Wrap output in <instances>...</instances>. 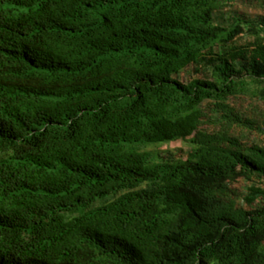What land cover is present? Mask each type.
<instances>
[{
  "label": "trees",
  "instance_id": "obj_1",
  "mask_svg": "<svg viewBox=\"0 0 264 264\" xmlns=\"http://www.w3.org/2000/svg\"><path fill=\"white\" fill-rule=\"evenodd\" d=\"M225 2L0 0V264H264V143L231 132L262 129L229 104L264 105V20Z\"/></svg>",
  "mask_w": 264,
  "mask_h": 264
},
{
  "label": "rangeland",
  "instance_id": "obj_2",
  "mask_svg": "<svg viewBox=\"0 0 264 264\" xmlns=\"http://www.w3.org/2000/svg\"><path fill=\"white\" fill-rule=\"evenodd\" d=\"M245 19V20H264V0H228V2L221 7L219 11L215 14V21L218 24H228L233 19ZM240 42L249 41L248 37H242ZM197 75L191 67L186 68L177 77L178 81L182 83H187L191 79L198 78ZM231 107L234 108L236 114L239 118L244 120H255L256 123L261 127V131L248 130L241 127H233L232 133L239 137V140L243 144H259L264 143V105L256 100L249 97H237L231 99ZM208 114V113H207ZM213 120L210 118V114L205 119L201 130L211 132L215 129L213 126ZM237 126H240L237 125ZM190 146L187 141H177L170 144H165L157 147L149 148V150H155L157 152H175L183 155L189 150ZM233 189L237 190L238 193L243 196L246 193L250 184L239 181L231 186ZM264 188V185H263ZM241 201V200H240ZM243 206V202H240ZM264 204V199H259L256 205Z\"/></svg>",
  "mask_w": 264,
  "mask_h": 264
}]
</instances>
